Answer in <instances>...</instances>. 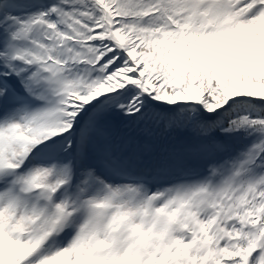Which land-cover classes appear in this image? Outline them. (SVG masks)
<instances>
[{"label":"snow or ice","instance_id":"6c2138e0","mask_svg":"<svg viewBox=\"0 0 264 264\" xmlns=\"http://www.w3.org/2000/svg\"><path fill=\"white\" fill-rule=\"evenodd\" d=\"M0 264H264V0H0Z\"/></svg>","mask_w":264,"mask_h":264}]
</instances>
